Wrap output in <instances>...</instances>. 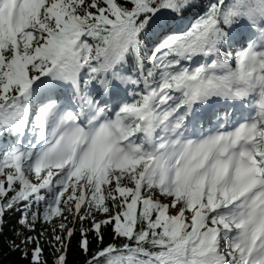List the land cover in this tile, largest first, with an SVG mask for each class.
I'll use <instances>...</instances> for the list:
<instances>
[{
  "label": "snow or ice",
  "instance_id": "6c2138e0",
  "mask_svg": "<svg viewBox=\"0 0 264 264\" xmlns=\"http://www.w3.org/2000/svg\"><path fill=\"white\" fill-rule=\"evenodd\" d=\"M6 261L264 264V0H0Z\"/></svg>",
  "mask_w": 264,
  "mask_h": 264
},
{
  "label": "trees",
  "instance_id": "16d2710c",
  "mask_svg": "<svg viewBox=\"0 0 264 264\" xmlns=\"http://www.w3.org/2000/svg\"><path fill=\"white\" fill-rule=\"evenodd\" d=\"M18 258H19V254L18 253H13L7 259L8 260H18ZM5 264H7V261L5 262ZM19 264H24V262L23 261H19Z\"/></svg>",
  "mask_w": 264,
  "mask_h": 264
}]
</instances>
